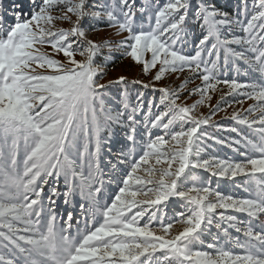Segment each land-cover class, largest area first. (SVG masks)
Segmentation results:
<instances>
[{"label":"snow or ice","instance_id":"snow-or-ice-1","mask_svg":"<svg viewBox=\"0 0 264 264\" xmlns=\"http://www.w3.org/2000/svg\"><path fill=\"white\" fill-rule=\"evenodd\" d=\"M0 264H264V0H0Z\"/></svg>","mask_w":264,"mask_h":264},{"label":"rangeland","instance_id":"rangeland-1","mask_svg":"<svg viewBox=\"0 0 264 264\" xmlns=\"http://www.w3.org/2000/svg\"><path fill=\"white\" fill-rule=\"evenodd\" d=\"M221 3H223V0H221ZM64 26H66V25H64ZM77 58L79 59L80 57H77ZM131 64H132V62H130L128 60H125L122 63L119 60H117V62L114 65L109 64L108 65L109 74H108V77H106L105 79L115 78L119 74H127L130 77L135 76L139 70L137 68L131 67ZM197 83H199V82L197 81ZM157 99H158V96H157ZM189 102H191V101H189ZM213 103H215V99L213 100ZM251 103H253L252 100L244 99L243 105L236 104L235 107L247 109L249 104H251ZM231 111H232V109L230 108L229 112H231ZM220 115H222V114H220ZM220 115L215 117V119H220Z\"/></svg>","mask_w":264,"mask_h":264}]
</instances>
